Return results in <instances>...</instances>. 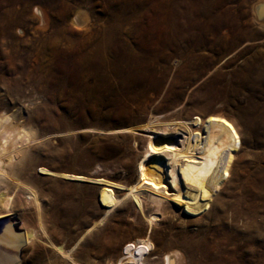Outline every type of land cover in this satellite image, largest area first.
Wrapping results in <instances>:
<instances>
[{
	"label": "rangeland",
	"instance_id": "obj_1",
	"mask_svg": "<svg viewBox=\"0 0 264 264\" xmlns=\"http://www.w3.org/2000/svg\"><path fill=\"white\" fill-rule=\"evenodd\" d=\"M254 1L0 0V119L32 133L14 163L47 219L66 213L65 229L50 221L53 237L74 246L103 212L99 190L121 195L135 178L146 134L95 130L137 128L150 118L222 136L230 173L173 200L139 190L97 233L157 238L155 251L177 248L187 264L263 257L264 27L253 18ZM2 196L19 227L34 224L32 209L21 216L20 189ZM34 252L24 249L18 261L40 264L45 251ZM9 256L0 264H13L17 252Z\"/></svg>",
	"mask_w": 264,
	"mask_h": 264
},
{
	"label": "bare ground",
	"instance_id": "obj_2",
	"mask_svg": "<svg viewBox=\"0 0 264 264\" xmlns=\"http://www.w3.org/2000/svg\"><path fill=\"white\" fill-rule=\"evenodd\" d=\"M251 9L254 20L264 27V0H255ZM35 12L39 20L42 19L44 22L37 7ZM72 20L77 22L78 16L75 14ZM17 30L21 31L19 28ZM132 130L146 134L143 149L135 162L134 180L121 195L106 185L99 190L102 214L88 224L84 234L79 232L78 242L70 247L71 245L63 243L58 237H53L49 224L51 221L53 227L65 229L66 213L57 210L50 214V219H47L42 199L34 189L19 180L18 174L22 172L23 167L14 163L19 160L16 151L31 142L33 138L31 131L19 122L12 120L6 122L0 119V257L5 258L17 252L13 264H22V261H18V256L24 259V255H20L21 251L28 250L35 256L34 250L43 248L45 259L40 264H93L91 256L98 259L103 257L100 260L101 264H187L185 256L177 248L166 250L158 248L155 251V246L159 242L157 238L150 237L151 240L118 238L115 233L117 229L101 235L97 232L109 214L125 198L139 190L146 191L158 199L164 196L173 200L184 194L187 186L203 189L222 183L230 173L232 156L230 147L220 135H191L183 125L163 123L154 126L150 123V118L137 128L95 131L116 133ZM261 183L264 184V181ZM10 188L20 189L25 194V203L19 201L23 204L20 207L21 216L28 215V208L32 209L31 213H34L32 226L24 229L18 226L19 217L15 215V206L9 198L2 196ZM60 213L63 215L62 219L58 218ZM67 214L69 217L70 213ZM87 235L90 238H87ZM22 241L24 244L20 247ZM260 241L264 245V235ZM39 243L41 247H37ZM150 255L154 257L150 258ZM263 257L237 258L235 260L238 261L234 264H260L258 259L263 260Z\"/></svg>",
	"mask_w": 264,
	"mask_h": 264
}]
</instances>
